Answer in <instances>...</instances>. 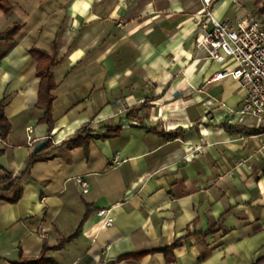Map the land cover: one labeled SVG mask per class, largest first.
Wrapping results in <instances>:
<instances>
[{
    "label": "crops",
    "instance_id": "crops-1",
    "mask_svg": "<svg viewBox=\"0 0 264 264\" xmlns=\"http://www.w3.org/2000/svg\"><path fill=\"white\" fill-rule=\"evenodd\" d=\"M217 1V0H215ZM214 1V2H215ZM0 31V100L11 129L0 141V179L25 171L22 197L0 202V264H254L264 258V126L240 116L245 92L194 48L199 0H10ZM225 1L211 10L230 20ZM53 125L35 107L40 78L28 51L50 52ZM141 127L123 120L131 107ZM119 137L92 140L87 153L62 142L81 126H115ZM227 127L261 129L258 135ZM30 129V131H29ZM177 132L165 140L158 132ZM47 142L37 153L34 147ZM199 148V150H196ZM36 155L32 160L30 157ZM118 156L120 164L111 168ZM85 183L82 187L77 178ZM110 210L111 227L97 216ZM213 228V233L202 235ZM201 234V235H200ZM181 240L174 260L157 250Z\"/></svg>",
    "mask_w": 264,
    "mask_h": 264
},
{
    "label": "trees",
    "instance_id": "trees-1",
    "mask_svg": "<svg viewBox=\"0 0 264 264\" xmlns=\"http://www.w3.org/2000/svg\"><path fill=\"white\" fill-rule=\"evenodd\" d=\"M12 10V6L10 4V0H0V13L4 15H8ZM21 30V26L19 24H13L0 31V41L8 42L15 39L18 33ZM31 59L36 63V75L40 78L38 92H37V101L35 107L37 109L42 110L43 116L39 120L41 123L46 124L49 128L53 125L52 119V104L54 102L53 91L56 89L57 84L55 78L52 74L51 69L56 66L59 61L57 60V45L55 42L52 44V48L50 52H46L37 48H31L28 51ZM5 106L6 99L0 100V141L5 142L8 134L10 133L11 126L5 117ZM145 107V103L143 102L140 105L131 107L127 110L123 120L130 121L132 123H136V125L142 126V118L138 117V113ZM111 127L105 126L96 131L90 130L89 125L81 126L72 136L65 139L61 146L66 147L70 150L81 148L85 153L88 151L89 143L92 140H100L105 141L108 139H115L119 137L122 126L121 121ZM226 131L235 132L242 131L247 135H258L261 132V129H244L239 127H227L224 125ZM165 140H172L177 137V132H158ZM36 155H32L30 160H32ZM25 171H23L19 176L12 177L11 173L8 171H4V176L0 179V202L15 205L17 204L22 197V182L24 180ZM87 218V214L84 215L79 227L77 228L74 235L60 239L55 246H47L44 244L40 254L36 258L32 259H24L20 258L19 262L16 264H51V259L47 257V253L50 251H58L63 249L66 243L75 238L83 225V222ZM213 228L208 229L206 232L202 233V235H209L213 233ZM201 235V234H200ZM181 244V240L175 241L171 246L157 249V250H148L142 251L136 254H129L119 258L122 259H133L139 260L140 258L155 254L162 253L166 259V261L171 262L174 260L173 252L177 249ZM254 264H264V258L259 259Z\"/></svg>",
    "mask_w": 264,
    "mask_h": 264
},
{
    "label": "built area",
    "instance_id": "built-area-1",
    "mask_svg": "<svg viewBox=\"0 0 264 264\" xmlns=\"http://www.w3.org/2000/svg\"><path fill=\"white\" fill-rule=\"evenodd\" d=\"M199 1L201 9L196 14L195 50L204 54L206 60L224 65V69L217 72L213 80L230 78L245 92L244 103L237 114L264 126V20L246 17L218 21L208 10L215 0ZM119 164V157L115 156L110 167L116 168ZM76 181L85 187L86 184L79 177ZM109 212H97L104 227L113 224Z\"/></svg>",
    "mask_w": 264,
    "mask_h": 264
},
{
    "label": "rangeland",
    "instance_id": "rangeland-1",
    "mask_svg": "<svg viewBox=\"0 0 264 264\" xmlns=\"http://www.w3.org/2000/svg\"><path fill=\"white\" fill-rule=\"evenodd\" d=\"M223 1L227 4L226 10L230 20L246 17L264 20V0H217L208 7V10L211 11L217 3Z\"/></svg>",
    "mask_w": 264,
    "mask_h": 264
},
{
    "label": "water",
    "instance_id": "water-1",
    "mask_svg": "<svg viewBox=\"0 0 264 264\" xmlns=\"http://www.w3.org/2000/svg\"><path fill=\"white\" fill-rule=\"evenodd\" d=\"M47 144V142L45 140H42L40 143H38L34 149H33V152L34 153H37L38 151H40L43 147H45Z\"/></svg>",
    "mask_w": 264,
    "mask_h": 264
}]
</instances>
